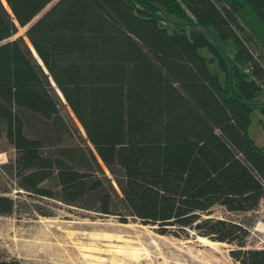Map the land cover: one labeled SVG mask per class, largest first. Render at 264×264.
<instances>
[{
	"label": "trees",
	"instance_id": "16d2710c",
	"mask_svg": "<svg viewBox=\"0 0 264 264\" xmlns=\"http://www.w3.org/2000/svg\"><path fill=\"white\" fill-rule=\"evenodd\" d=\"M58 92L82 145L61 140ZM254 111L264 117V0H0V125L25 193L162 236L194 232L230 245L235 264H264L249 228L210 217L264 200ZM103 166L122 173L121 195ZM16 208L0 196L1 216Z\"/></svg>",
	"mask_w": 264,
	"mask_h": 264
},
{
	"label": "rangeland",
	"instance_id": "374dc122",
	"mask_svg": "<svg viewBox=\"0 0 264 264\" xmlns=\"http://www.w3.org/2000/svg\"><path fill=\"white\" fill-rule=\"evenodd\" d=\"M58 1V0H56ZM52 3L33 23L49 10ZM32 23V24H33ZM26 29L14 38L23 36ZM28 42V41H27ZM64 106L68 130L61 135L64 143L72 141L82 145L86 134L75 118L63 95L58 92ZM63 105V104H62ZM73 120L71 123L69 120ZM250 136L264 148V119L259 111L251 116ZM70 122V123H69ZM41 130L40 124L37 123ZM45 141L47 152L55 145L45 133L36 132ZM45 136V138L43 137ZM57 138V137H55ZM85 145V143H84ZM18 154L0 125V196L15 201L16 211L10 216L0 215V262L19 264H235L230 255L232 247L211 242L205 245L191 232L190 238L173 235L162 236L155 228L144 226L130 219L122 223L118 216H107L68 206L58 200L39 198L20 190L15 170ZM108 179L121 195L117 178L103 166ZM54 188L56 183L48 185ZM123 210V205L120 204ZM211 218L226 219L239 223L250 230L248 249L264 248V200L252 212L231 213L224 207L213 209ZM214 243V244H213Z\"/></svg>",
	"mask_w": 264,
	"mask_h": 264
},
{
	"label": "bare ground",
	"instance_id": "6f19581e",
	"mask_svg": "<svg viewBox=\"0 0 264 264\" xmlns=\"http://www.w3.org/2000/svg\"><path fill=\"white\" fill-rule=\"evenodd\" d=\"M200 242L204 243L205 245H209L211 242L207 239H200ZM214 244V243H213Z\"/></svg>",
	"mask_w": 264,
	"mask_h": 264
},
{
	"label": "water",
	"instance_id": "95a60500",
	"mask_svg": "<svg viewBox=\"0 0 264 264\" xmlns=\"http://www.w3.org/2000/svg\"><path fill=\"white\" fill-rule=\"evenodd\" d=\"M31 50H32V48H31ZM33 53H34V56L37 58V55H36V53H35V50L33 49ZM40 64H42V63H40Z\"/></svg>",
	"mask_w": 264,
	"mask_h": 264
}]
</instances>
